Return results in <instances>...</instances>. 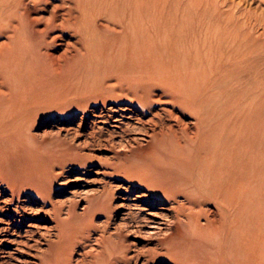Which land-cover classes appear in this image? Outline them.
Segmentation results:
<instances>
[{
  "label": "bare ground",
  "instance_id": "bare-ground-1",
  "mask_svg": "<svg viewBox=\"0 0 264 264\" xmlns=\"http://www.w3.org/2000/svg\"><path fill=\"white\" fill-rule=\"evenodd\" d=\"M30 1L43 12L32 24ZM30 1L0 0V181L6 188L48 200L50 184L9 173L18 161L3 154L31 153L24 116L40 107L42 86L66 78L81 95L131 104L135 125L122 133H140L154 145L152 164L120 163L113 174L169 206L163 209L169 215L157 223L160 214L123 213L128 221L118 228L134 223L125 231L138 233L149 226L148 236L164 229L151 256L174 264H264V187L257 192L252 185L264 186V0ZM217 70L254 75L250 108L222 105L217 89L204 86L205 75ZM129 142L135 148L138 141ZM108 195L98 192L97 212L112 210ZM51 210L56 239L38 250L40 264L138 260L130 244L114 243L105 232L95 248L89 234L66 233L62 226L76 216L73 206L65 219L61 205ZM177 224L190 239L180 241L181 250L168 244ZM14 243L22 253L33 247L28 240Z\"/></svg>",
  "mask_w": 264,
  "mask_h": 264
},
{
  "label": "rangeland",
  "instance_id": "rangeland-1",
  "mask_svg": "<svg viewBox=\"0 0 264 264\" xmlns=\"http://www.w3.org/2000/svg\"><path fill=\"white\" fill-rule=\"evenodd\" d=\"M154 1L162 3V0ZM186 1L188 0H185V3ZM30 6L28 22L32 24L34 18L43 12L37 5L33 6L31 1ZM253 76L243 72L239 74V71L230 75L217 70L214 74L205 75L204 86L217 89L216 95L222 105L241 107V110L246 111L247 107L250 108L251 94L248 88ZM72 85L66 78H61L50 85L42 86L40 107L30 112L27 110L23 119V128L24 126L25 128L22 134L29 139L28 146L31 148V153L24 154V151L19 157L16 153L3 154L7 155L8 160L18 161L17 168H11L9 173L18 172L19 176L38 178L43 180L44 184L50 185L45 191L48 200L44 203L33 193L22 190L12 192L0 181V264H40L38 259L40 251L47 249L50 240L56 239L57 222L51 210L52 204L62 206V219L67 216L65 214L67 210L74 207L76 216L65 221L62 227L70 235L89 234L88 244L93 248L96 247L97 235L105 232L106 235H112L114 243L121 244L125 241L130 244V255L139 253L138 260L133 264H174L163 256H151L150 251L155 248L156 240L162 236L164 229L148 236L144 232L149 230V226H142L138 233L125 231L134 230V223H131V228H118L128 221L125 219L126 216L123 217V213H135L139 219L143 216L151 218L149 213L160 214L154 219L157 223L164 222L161 215H169L163 210L169 206L151 198L145 189L113 174L120 163L136 162L150 165L156 158L154 145L149 142L148 137L129 130L124 135L121 131L123 127L130 128L135 125L131 104L116 101L104 94H99L97 97L84 96L79 94L76 88L71 87ZM131 137L137 138L135 148H131L129 144ZM238 185L242 187L243 184ZM252 185L257 192L264 187L262 184ZM99 191L111 194L108 195V203L112 209L109 214L103 211L97 212L95 209L94 201ZM108 215L109 224L106 223ZM169 232L170 249L181 250L180 241L185 240V237L187 241L190 240L180 224L175 228L172 227ZM40 238L42 239L39 240ZM17 240H28L35 249L32 247L22 253L14 243ZM33 240H38V243L35 244ZM103 244L110 246L112 243L108 241ZM156 252L160 254L162 250L157 249ZM80 253L81 250L77 247L74 250V259Z\"/></svg>",
  "mask_w": 264,
  "mask_h": 264
}]
</instances>
